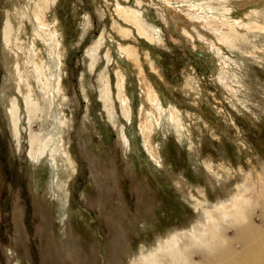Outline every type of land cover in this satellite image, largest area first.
Here are the masks:
<instances>
[{"label": "rangeland", "instance_id": "1", "mask_svg": "<svg viewBox=\"0 0 264 264\" xmlns=\"http://www.w3.org/2000/svg\"><path fill=\"white\" fill-rule=\"evenodd\" d=\"M41 1L0 0V264H247L264 241V0H50L59 48ZM7 28L46 78L15 45L24 94Z\"/></svg>", "mask_w": 264, "mask_h": 264}, {"label": "bare ground", "instance_id": "2", "mask_svg": "<svg viewBox=\"0 0 264 264\" xmlns=\"http://www.w3.org/2000/svg\"><path fill=\"white\" fill-rule=\"evenodd\" d=\"M49 1L50 0H46L43 3H42V1L40 2L42 4H40L39 10L38 11H35V16L38 19L39 25H41V27L44 29V31L50 36L49 39L51 38L53 40L54 46L56 48H59L60 45H61L60 32L59 31H61V30L58 29L57 24L47 25L48 23L46 22L47 23L46 24L45 21H44L45 11H46V9L49 6ZM11 30H12V32L10 31V29L7 28L5 30V33H4V35H5V41H4L3 46H4V52H5V58H6L5 62H6V65H7L6 68H9L10 69V67L13 66V62L15 61L14 60V57H13L14 56L13 54L15 53V50L17 48V45H18V47L21 46V48L24 49V51H25L24 54H25L26 58H28L29 61H33V63L38 66V63L40 62V60H39V57H38L39 52H37V47L34 48V44L32 45V43H30V42H29L30 44L26 45L22 41L21 43H23V44H21L20 41H19L21 39L17 36L18 35L17 30L15 31V29H12V28H11ZM14 36H15V39H14ZM15 45H16V48H15ZM125 49L128 50V52L130 53V55H132V56L135 55V52H133L134 50H130L129 47L128 48H125ZM126 50H125V52H126ZM17 52L19 54V51L18 50H17ZM14 63L16 64V67L14 68V76L16 78V86H17L19 92H21V94L22 93L24 94V89L22 87V83H23V85L24 84L27 85V89L26 90L28 92H30V90L33 87L32 83H30L29 79H27L25 77H22V76L19 77V73H20L19 65H18L17 62H14ZM40 66H38L35 69L36 79H37V81H41L42 80L41 81L42 84H45L46 83V78H44L41 75L40 70H39ZM12 72H13V70H12ZM17 77H19V79H17ZM38 77H40L41 80ZM118 80L120 82V84L118 83V86L121 85L120 89H123L122 88L123 79H118ZM141 93H142V103H141V111H140V113H141L140 127H141V130L143 131V135H144V139H145V143H146V148H147L148 154L151 155L152 157H154L155 160L158 161L160 158L158 156L157 149H156V147L153 144H151L152 142H150V140H151V133H152L151 132L152 131V124L149 121L150 118L148 119V116H150V115L144 114V111H147L146 109H150L149 106H148L149 101L153 102L154 103V106L157 104V97H156V94H155L154 90L152 88H150V84L147 83V82H145L144 85H142ZM13 99L14 98H12V99L9 98L8 100L7 99L5 100V113L8 116V118H9L11 124H12L11 125L12 128H14L15 129L14 131L16 132L17 125H18V116H17V113H18L17 112L18 111V109H17L18 104ZM120 99H121V106H122V108H124V110L127 109V111L129 112L130 111V108H129V106H128V104H127L126 99L124 98V96L122 95V97H120ZM25 102H26V109H27V112H28V116L31 118V117L34 116V113H33L32 109H34V107L36 105V102H34L31 99V96H29V98L26 96ZM148 112H150V111H148ZM150 114H151V112H150ZM171 114H173V113H171ZM30 139H31L30 140L31 153L32 154H35L38 151L37 149H38V145H39L40 138L38 137V135L36 133H34L31 136ZM242 218H243V220H246V219H249V216L247 215V213H245V214H243V217ZM243 220H242V222H243ZM252 225H255V224L250 222L248 225H246L244 227L242 226V228L239 229L238 236L240 238H243L245 240H248L247 239V236L250 235V231H251ZM252 238H253V236L250 235L249 236V239H252ZM213 239H215L214 241H216V240L218 241L219 235L214 234L212 240ZM216 254H219L218 250L216 251ZM243 255H244V258H245L247 264H264V241L263 240H255V241L251 242L247 246V248L244 251ZM181 258L184 259L186 262H188V260H187V258L185 256L181 255Z\"/></svg>", "mask_w": 264, "mask_h": 264}]
</instances>
